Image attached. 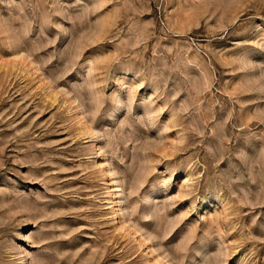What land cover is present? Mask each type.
<instances>
[{
    "label": "rangeland",
    "instance_id": "rangeland-1",
    "mask_svg": "<svg viewBox=\"0 0 264 264\" xmlns=\"http://www.w3.org/2000/svg\"><path fill=\"white\" fill-rule=\"evenodd\" d=\"M0 264H264V0H0Z\"/></svg>",
    "mask_w": 264,
    "mask_h": 264
}]
</instances>
